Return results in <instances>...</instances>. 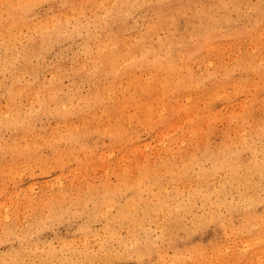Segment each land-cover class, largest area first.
Here are the masks:
<instances>
[{"label":"bare ground","instance_id":"1","mask_svg":"<svg viewBox=\"0 0 264 264\" xmlns=\"http://www.w3.org/2000/svg\"><path fill=\"white\" fill-rule=\"evenodd\" d=\"M261 18H264V0H0V98L5 100V104L2 103L5 107L0 103V264H61L62 259L67 264L72 253L77 260L68 264H79L85 252H89L84 256L88 262L98 264L111 257L113 261V257L118 255L124 258L123 253L129 248L130 255L133 253L137 262L147 255L154 264L150 257L154 247L150 246V227H147L150 220L145 221L142 238L136 236L134 227L142 224L144 218H149L147 215L159 218L156 226L161 227L157 228L160 232L153 231L158 233L157 240L161 244H171L172 237H178V227L183 228V235L187 234L188 238L192 225L198 230L213 223L223 229V233L229 230L231 232L227 234L236 236L235 231L240 224L233 220L240 219L235 214L241 216L242 222L249 219L251 223V218H257L258 222L260 215L255 210L257 203L262 201L260 195L264 193L257 191L264 187V161H259L256 148L258 146L260 152L264 151V121L249 122L252 116L247 115L245 106L251 108L253 92L255 95L258 90L264 92V19ZM247 21L251 27L243 34L241 27ZM224 39L239 41L224 43ZM255 40L259 46L253 45L257 43ZM245 42L255 48L243 51ZM228 44H232L235 51L226 60ZM240 96H246L247 102H241L244 104L242 108L238 102L243 111L237 112L233 104ZM33 102L38 109L36 112L33 111ZM217 106L226 110L228 121L221 130V137L216 140L211 135L219 111ZM252 115L254 117V113ZM42 117L53 120L54 125L39 121L37 132L31 125ZM204 123L209 124L205 129L201 128ZM139 127L163 138L171 149L172 141L175 145L176 141L179 142L180 146H176L183 149L175 146L178 150H167L156 161L155 157L151 159L145 152L142 154V147L132 163V168L141 177H138V182L132 178L133 183L136 182L134 185L143 183L147 187H134V194L122 195V187L118 190L120 185H116L117 188L113 186L122 175L117 181L113 175L115 181L111 185L102 181L106 186L100 188V192L85 187L84 192L76 190L72 196L61 189L60 182L41 197L34 196L33 191L28 193V189L31 192L33 187L31 184L30 188L21 185L22 172L27 170L26 167L29 171L27 176H43L44 173L46 176L50 170L62 171L61 167L69 158L74 159L78 166L82 165L84 170L92 160L101 159L102 151L94 152L96 147L92 146L100 142V138H93L94 133L109 135L115 144L123 143H118L119 147L135 143L132 150L138 148L141 142L138 140L141 138ZM153 129L158 133L155 134ZM158 142L160 139L155 143ZM61 144H76L77 152L65 148V145L61 148ZM110 153H106L108 158ZM131 155L134 156L133 153ZM120 157L117 161L120 159L125 163L122 155ZM130 164L125 170L121 169L123 173L130 169ZM77 170L79 173L80 169ZM178 176H184L183 179L190 183H187L188 188L185 187V199L181 198V189L174 185ZM79 178L87 180L84 176ZM162 178L167 186L171 184L173 190L168 191L163 186ZM105 180L108 181L107 178ZM7 181L12 182L11 190L6 189ZM46 182L45 185L48 184ZM49 183L48 188L52 181ZM148 188L154 189L153 195L135 196L141 194V189L146 191ZM12 192L22 193L23 198L13 199ZM162 192L166 194L162 195ZM113 206L117 210L110 212L115 216L107 212ZM95 209L102 212L97 214L92 211ZM64 212L72 219L82 217L77 231L90 232L93 238L99 237L101 241L96 242L95 250L86 240L88 236L82 242L77 239L79 243L72 242L73 235L72 239L71 236L62 238L60 232L50 238L44 237L47 230H51L52 223H61V213ZM185 213L189 217L188 224H184L187 220ZM64 215L62 217L66 218ZM95 220L101 222L100 228H90ZM260 224L264 225V222ZM243 225L246 231L248 225ZM118 228L125 229L126 235L121 234V229L117 231ZM256 234L257 242L260 238L264 242V236L259 234L257 239ZM111 241L122 244L119 251L122 254L114 252L112 245L111 248L108 246ZM154 244L159 249L158 243ZM220 244H216L215 251L222 249L218 253L224 252L227 246L225 241H220ZM261 244L262 250L264 244ZM62 245L65 249H61ZM201 253L196 255L201 256ZM231 253L235 258L236 254ZM157 254L161 257V251ZM222 258L225 259L224 256ZM149 261L142 264H151ZM234 263L232 260L231 264Z\"/></svg>","mask_w":264,"mask_h":264},{"label":"rangeland","instance_id":"2","mask_svg":"<svg viewBox=\"0 0 264 264\" xmlns=\"http://www.w3.org/2000/svg\"><path fill=\"white\" fill-rule=\"evenodd\" d=\"M251 1H256V0H251ZM261 19H264V18H261ZM248 23H246V25L245 26H243V27H241V33H245L246 31H248V30H250V27H251V23H249V21H247ZM258 24V23H257ZM262 24H264V23H262ZM243 25V24H242ZM226 40H230L231 42H227ZM239 40L238 39H224V43H235V42H238ZM256 41V40H255ZM257 43H254L253 45H256V46H259V42L258 41H256ZM246 44H244L243 46H242V50L243 51H247V52H249V51H251V50H253L255 47L254 46H252V45H248V42H245ZM249 44H251V43H249ZM246 45H248V50H247V46ZM228 47H226V52H225V54H227L228 52V54H227V56L225 55V58H226V60L227 59H229V58H231L233 55H232V53H234V51H235V47H232V44L230 45V44H228L227 45ZM252 46V47H251ZM231 47V48H230ZM254 47V48H253ZM249 48H253V49H249ZM68 80L66 79L65 80V82H67ZM254 93V94H253ZM252 94H253V104H252V106H251V108L249 109L247 106H245V109H246V111H247V115L248 114H250L249 115V117H251L252 116V119L250 120L249 119V122L250 121H253L254 123L253 124H255V123H258V122H261V121H264V114H262V113H264V111H261V109L262 110H264V104H262V103H264V98H262L261 99V96L262 97H264V95H262V94H264V92H260L259 90H258V92L256 91V95H255V92H253ZM240 97H242V96H240ZM239 97V98H240ZM244 97V96H243ZM242 97V98H243ZM260 97V98H259ZM237 99V101L236 102H234L235 104H233V106H234V108H233V106H232V108L236 111L237 110V112L239 111H243V109H241L242 107H243V103H244V100H245V102H247L246 100V96L243 98V99ZM260 100H259V99ZM1 100H3V101H1ZM262 100V101H261ZM243 101V103H241ZM4 102V104H5V100H4V98L3 97H1L0 98V103H1V105H2V103ZM238 102L239 103H241L240 105H242L241 106V108L239 107L240 105L238 104ZM259 102V103H258ZM32 105H34L35 106V109H34V106H33V111H38V109H36V103H34L33 102V104ZM218 105H220V104H218ZM260 105L262 106V108L260 107ZM2 106H4L5 107V105H2ZM219 106H217V108H218ZM239 107V108H238ZM259 108L260 109V114H259V109H257V108ZM220 108L221 107H219L218 108V110L219 111H217L218 113H217V116H216V118H215V121H214V123H215V129H214V132L212 133V135H211V137L212 138H215L216 140L217 139H219L220 137H221V130H222V128L224 127V125L225 124H227V121H228V119H227V117L225 116L226 115V113H225V109L223 110V109H221L220 110ZM240 109V110H239ZM253 110V111H252ZM258 110V112H254V111H257ZM224 111V112H223ZM220 113V114H219ZM254 113V117H253V114ZM256 113H257V115H256ZM262 114V115H261ZM47 117V116H46ZM256 117V118H255ZM259 118V119H258ZM46 118L44 117H42V118H40L38 121H36L35 123H33L31 126H32V128L34 129V130H36L37 132H39L38 131V129L40 128V122H49L51 125L50 126H52V125H54V122H53V120H52V122H51V120H45ZM256 119V120H255ZM262 119V120H261ZM40 121V122H39ZM217 121V122H216ZM220 124V125H219ZM36 125V126H35ZM203 125V126H202ZM201 125V128H203V129H205L206 128V125H209V124H206V123H204V124H202ZM38 126V127H37ZM35 127H36V129H35ZM219 129V130H218ZM147 132H146V131ZM154 130V133L155 134H157L158 132H156L155 131V129H153ZM139 131H141L140 133L141 134H139ZM144 131V132H143ZM218 131V132H217ZM216 132V133H215ZM143 133V134H142ZM218 133V134H217ZM138 134H139V137H141V138H138V140H140L139 142L137 141L136 143H139L138 144V148H139V150H138V148H134L133 150H135V152H133V150H132V147L131 146H134L135 145V143H133V144H129V143H124L126 146L124 147V145H121V147H119L120 145L119 144H123V143H119V142H117V144H115V142H111L110 141V139L109 138H111L109 135H107V134H96V133H94L93 134V138H100L98 141H100V142H98V143H95V144H92V146L95 148L96 147V150L94 151V152H100V151H102L101 153H103V155H102V158L101 159H94V161L92 160V162H91V166L90 165H88V166H84V168H86L85 170L84 169H82L83 168V166L82 165H79L78 166V163L74 160V159H72V158H69V161H67V163L65 164V166H62L61 167V170L62 171H59V169L58 170H50L48 173H50V174H48L47 172V174H46V176H45V173L43 174V176H42V174H40L39 176L38 175H36V176H27V173H29V171H28V167H26V169L27 170H24L23 172H22V177H24V178H22V180H21V185L22 186H25V185H28V188H30V184L33 186L32 187V189H31V192H29L30 190L28 189V193H30V194H32V191H33V195L34 196H38V197H41V196H43V195H46V193L47 192H51L52 190H53V188H55V186L56 185H58V183L60 182V183H62L61 184V189H64V190H66V192L68 193V195L69 196H72L71 194H74L75 195V191L77 190V192L79 193V191H80V193L81 192H84L86 189H85V187H87V188H93L94 190H96V191H98V192H100L101 190H100V188H102V187H104V186H106V185H111V182H114L115 181V179H114V176H116L115 178H116V181H117V179L119 178V175H122V177H121V179L119 178V181H117V182H114L115 184L113 185V186H115L116 187V185H120L119 187H118V190H119V188H121L120 189V193L122 194V195H128L129 193L130 194H134V192H135V189H136V187L137 186H142L143 188L145 187H147V186H143V185H145V184H143V183H137L136 185H134L136 182H134L133 183V178H134V181H139L138 180V177L140 176L141 177V175H139L138 176V174H140V173H137L133 168H132V163L134 164V160L133 159H137L138 158V154H139V151H141L143 148V151H142V154L145 152V154H148L149 155V157L151 158V159H153L154 157H155V159H156V161H158V160H160L159 158L161 157H163V155L165 154V152L167 151V150H169V152H175L174 150H176L180 145V143L179 142H177L176 141V145H179L178 147L175 145V141H172L171 142V144L170 145H172L173 147V149H171L170 147H168L169 145H167V143L168 142H165L164 140H163V138H158V136H155L154 134H151L150 132H149V130L148 129H146V128H144V127H139V130H138ZM145 134V135H144ZM149 134H151V135H149ZM230 134V136H232V132H230L229 133ZM102 135V136H101ZM144 135V136H143ZM104 136V137H103ZM143 136V137H142ZM149 136V137H148ZM155 136V137H154ZM150 137H152V139L150 138ZM216 137H218V138H216ZM106 138V139H105ZM149 139H151L150 141H149ZM160 139V143L158 142V143H155V142H157L158 140ZM108 140V141H107ZM148 141H149V143H148ZM106 142H108V144L106 143ZM162 142H163V144H162ZM107 145H109V146H107ZM119 143V144H118ZM153 143V144H152ZM173 143H174V145H173ZM105 144V145H104ZM140 144H141V146H140ZM142 144H144V145H142ZM157 144H158V146H157ZM65 144H61V148H62V146H64ZM72 145H74V144H70V145H65V148H71L72 150H75L76 152H77V150H76V144L74 145V146H72ZM95 145V146H94ZM119 145V146H118ZM130 145V146H129ZM162 145H163V147H162ZM99 146V147H98ZM177 147V148H174V147ZM106 147V148H105ZM113 148V150H111L112 148ZM115 147L118 149V151H119V153H118V151H117V149L115 150ZM134 147H136V145L134 146ZM143 147V148H142ZM145 147H147V149L145 148ZM159 147V148H158ZM160 147H161V149H160ZM110 148V149H109ZM162 148H164V149H162ZM100 149H103V150H100ZM155 149V150H154ZM161 151H160V150ZM179 150H181V149H183V147H181V148H178ZM177 149V150H178ZM257 150H258V154H259V161H264V157H262V156H264V151H262V152H260V150L258 149V146H257V148H256ZM107 150V151H106ZM157 150V152H155ZM110 151H111V153H110ZM117 151V152H116ZM123 151V154L121 153ZM151 151V152H150ZM158 151H160V152H158ZM106 153L108 154V153H110V156H109V158L107 157L108 155H106ZM121 153V154H120ZM133 153V155L134 156H132L131 154ZM155 153V154H154ZM157 153H158V155H157ZM112 154V155H111ZM122 155V161L123 162H125V163H122L121 162V160L120 159H118V161H117V158H121L120 157V155ZM260 154H261V156H260ZM117 155H119V156H117ZM131 155V156H130ZM125 156V157H124ZM157 156V157H156ZM104 157V158H103ZM116 157V158H115ZM135 157V158H134ZM261 157V158H260ZM125 158V159H124ZM51 160H52V157L50 158ZM101 160V162L99 163V161ZM103 160V161H102ZM126 160V161H125ZM105 161H108V162H110L109 164H108V162L106 163ZM69 162V163H68ZM75 162V163H74ZM77 163V164H76ZM99 163V164H98ZM103 163V164H102ZM106 163V164H105ZM118 163V164H117ZM131 163V164H130ZM71 164V165H70ZM73 164H76V165H73ZM99 165L98 167H96L97 165ZM108 164V165H107ZM115 164V166L113 167V165ZM126 164V165H125ZM129 164H130V169L128 168V169H126V173L124 172H122V170H125V167L127 168V166H129ZM106 165H107V167H106ZM72 166H73V168H72ZM78 166V167H77ZM82 166V167H81ZM95 168H97V169H94L93 167ZM118 168H117V167ZM122 166H124V167H122ZM99 167H101V168H99ZM107 168L106 170L104 169V168ZM113 167V168H112ZM80 169V171H79V173H78V170L77 169ZM89 168V169H88ZM123 168V169H122ZM91 169V170H90ZM94 169V170H93ZM102 169H104V171H102ZM118 169V171H116V170ZM122 169V170H121ZM64 170V171H63ZM73 170L75 171V172H73ZM82 170H84L86 173H84V171H82ZM93 170V171H92ZM100 170V171H99ZM112 172H111V171ZM131 170V171H130ZM57 171V172H56ZM69 171V172H68ZM82 171V172H81ZM100 172V173H98V172ZM116 171V172H115ZM27 172V173H26ZM63 172V173H62ZM68 172V173H67ZM72 173L71 175L69 174V173ZM102 172H103V174H102ZM105 172V173H104ZM110 172V173H109ZM114 172H115V174H114ZM119 174H118V173ZM129 172V173H128ZM131 172H132V174H134V175H132L131 174ZM3 173L6 175V172L5 171H3ZM76 173H78V174H76ZM82 175H81V174ZM84 173V174H83ZM108 173V177L106 176V174ZM112 173V174H111ZM62 174V175H61ZM76 174V175H75ZM80 174V175H79ZM85 174H86V176H85ZM92 174V175H91ZM98 174V175H97ZM111 174V175H110ZM117 174H118V176H117ZM129 174V175H128ZM131 174V175H130ZM29 175V174H28ZM57 175H58V177H57ZM61 177H60V176ZM66 175V176H65ZM101 175V176H100ZM114 175V176H113ZM128 175V176H127ZM137 176V177H134V176ZM45 176V177H44ZM48 176H49V178H48ZM51 176V177H50ZM80 176H84V177H86L85 179H87V180H84V178H79ZM100 176V177H99ZM132 176H133V178H132ZM34 177V178H33ZM43 179V178H46V180L45 179H43L44 180V182H43V180H41V178ZM66 177V178H65ZM77 177V178H76ZM88 177V178H87ZM126 177V178H125ZM182 177V178H181ZM36 178H38V179H36ZM51 178V179H50ZM55 178V179H54ZM74 178H76V179H74ZM107 178L108 179V181L107 180H105V179ZM129 178H132V179H129ZM183 178H185L184 176H178L175 180V182H174V185H177L178 187H179V189H181V198L182 199H185L186 197H187V191H186V188H188V186L190 185V183H188L189 181H187V180H185V179H183ZM29 179V180H28ZM50 179V180H49ZM54 179V180H53ZM57 179V180H56ZM61 180V181H58V180ZM73 179L74 180H77V181H73ZM80 179V180H79ZM135 179H137V180H135ZM163 179L164 178H162L161 179V183H163V186L164 187H166V189L168 190V191H170V189L171 190H173V187L172 186H170L171 184L169 183L168 184V186H167V183H166V181L164 180L163 181ZM178 179L180 180H182L183 181V184L182 183H180V182H182V181H178ZM31 180V181H30ZM38 182H37V181ZM63 180V181H62ZM70 180V181H69ZM45 181H47L46 183H48V184H46L45 185ZM52 181V185H51V187L50 188H48L49 186H50V183L49 182H51ZM56 181V184H54V182ZM68 181V182H67ZM92 182V183H90L89 184V182ZM102 181H105V183H106V185H104L105 183L103 182V183H101ZM107 181V182H106ZM122 181V182H121ZM131 181V182H130ZM26 182V183H25ZM28 182V183H27ZM67 182V183H66ZM73 182H74V184H73ZM95 182H97V183H99V184H95ZM121 182V183H120ZM127 182V183H126ZM186 182V183H185ZM23 183V184H22ZM34 183V184H33ZM39 183V184H38ZM63 183H65V184H63ZM77 183V184H76ZM79 183V184H78ZM130 183V184H129ZM149 183V182H148ZM152 182H150L149 184H151ZM189 185H188V184ZM70 184V185H69ZM124 184H128V188L127 187H123L122 185H124ZM141 184V185H140ZM181 184V185H180ZM8 185H9V187H8ZM34 185H36V186H34ZM60 185V184H59ZM67 185V186H66ZM85 185H87V186H85ZM90 187H89V186ZM129 185H130V188H129ZM133 185V186H132ZM12 182H11V184L7 181V183H6V189H9V190H11L12 189ZM78 186V187H77ZM125 186V185H124ZM151 186H155V185H152L151 184ZM158 186V185H157ZM181 186V187H180ZM187 186V187H186ZM196 186V185H195ZM45 187V188H44ZM134 187H135V189H134ZM172 187V188H171ZM186 187V188H185ZM117 188V187H116ZM261 188V189H260ZM262 188H264V187H259L258 188V190L257 191H259V194H261L262 192H264V189H262ZM35 189V190H34ZM37 189V190H36ZM80 189V190H79ZM83 189H84V191H83ZM124 189V190H123ZM126 189H128L127 190V192L125 193V191H126ZM130 189V190H129ZM134 189V190H133ZM185 189V190H184ZM122 190L124 191L123 193H122ZM141 190H143V191H141V194H137V195H135L136 197H141L142 198V196H143V194H144V196L143 197H147V196H150V195H153L154 194V189L152 188V189H149L148 188V190H144V189H141ZM186 193V194H184V192ZM148 191V192H147ZM17 192V191H16ZM16 192H12V198L13 199H22L23 198V195H22V193H20V192H18V193H16ZM72 192V193H71ZM143 192V193H142ZM40 195H39V194ZM146 193H148L147 195H146ZM153 193V194H152ZM15 194H17V195H15ZM166 193H163L162 192V195H165ZM73 195V196H74ZM184 195H186V197H184ZM16 196V197H15ZM261 196V198H262V201H264V193H262V195H260ZM260 202V203H257V206H256V212L260 215V217L258 218V222H257V218L255 219V220H253L252 218L250 219L251 220V223L249 222V219L248 220H245V221H243L242 222V218H241V216H238L237 214H235V217L236 218H239L240 220H233V222L234 223H236V222H238L237 224L239 225V227H237V231H235L234 233L236 234V236H234V234H232L233 235V237L231 236V234H227V232H231V231H229V230H227V232H225V233H223V229H221V228H219L218 227V225L217 224H213V223H211V224H207L205 227H203V228H201V229H196L195 227H194V225H192L193 227H192V230H191V234H189L188 235V238L186 237L187 236V234H186V236L185 235H183L184 233V230H183V228L181 227V228H176V229H178V230H176L177 232H176V235L178 236V237H172L173 238V240H172V243L171 244H169V243H167V242H164V244L166 245V246H164V244H161V242L159 241V240H157V235H158V233H154V231H156V232H160V230H157V228L158 229H160L161 227L160 226H156V223H158V220H159V218H155L154 216L155 215H147L149 218H147V219H143L142 221H141V223L142 224H137V225H139V227L137 226V225H135L134 227H135V233H136V236L138 237V238H142L143 237V232L145 231L144 230V228L146 227V222H147V220H150V222H148L149 223V225L147 224V227H150V231H149V234H150V240H149V242H152V244H154V243H158V245H159V249H157V247L155 246V244L154 245H152L151 243V248H153V253H151V256L150 257H152L151 259H153V263L154 264H168V263H170V264H226V262H228L229 260H230V258L233 260V263L235 262V261H237V263L235 262L234 264H244L246 261L247 262H249V263H247L246 262V264H264V248H262V250L260 249L262 246H260V244L262 243V244H264V242H262L261 240V238H260V241L259 242H257V240H256V236L254 235V234H256L257 236L259 235V234H261V237L262 236H264V233H262V232H264V225H262V224H260L261 222H264V202ZM199 204V203H198ZM139 205H140V203H139ZM141 205H142V203H141ZM139 208H140V206H139ZM195 208H199V207H195ZM258 209V210H257ZM114 212H113V211ZM117 210V208H115V206H113L112 207V209H111V207L110 208H108V210H107V212H109V213H111V212H113V213H115V211ZM93 212H96L97 214H100L101 212H100V209H95V210H92ZM104 211H106V210H104ZM111 211V212H110ZM200 211V209L199 210H197V212H199ZM227 211V210H226ZM99 212V213H98ZM113 213H111V215L113 214ZM65 214V215H64ZM117 214V213H116ZM262 214V215H261ZM61 215L63 216L64 215V217H66V218H63L62 216H61V223H59V224H56L57 222H54V223H52L53 224V226H51L50 225V227H51V230L49 229V230H47V232L45 233V238H50L49 236H51L52 234H60V233H62L61 234V237L62 238H69L70 236H71V239H72V235H73V239H72V242H77V243H79V241L78 240H80V242H82V241H84L83 239L85 238V236H88V237H86V240L88 241V243L89 244H92L93 246H94V250H95V247H96V245H97V243H99V241H101V240H99V237H95V238H93L92 236V234L90 233V232H88L87 234L86 233H84V232H82V231H80L81 232V234H80V232L79 231H77V224L79 225L80 223H82V217H80L79 216V218L78 217H73V219H72V217H69L68 216V214L67 213H61ZM185 216H187V220L185 221V223L184 224H188L190 221H189V217H188V215H186V213L184 214ZM113 216H115L114 214H113ZM71 218V219H70ZM76 218H78V219H76ZM63 219V220H62ZM154 219H156V220H154ZM79 220V221H78ZM253 220V221H252ZM146 221V222H145ZM188 221V222H187ZM236 221V222H235ZM248 221V222H247ZM143 222H145L144 224H143ZM187 222V223H186ZM242 222V223H241ZM256 222V223H255ZM150 223H153L152 225L150 224ZM154 223H155V225H154ZM258 224V225H255V224ZM64 224V225H63ZM95 224V225H94ZM242 224V225H241ZM243 224H246V225H248L247 227H246V231H244L245 230V226L243 225ZM60 226V227H55V226ZM70 225H72V226H70ZM75 225V226H74ZM250 225V226H249ZM64 226V227H63ZM69 226V227H68ZM93 226V227H92ZM253 226H255L254 228H252ZM262 226V227H261ZM101 227V222L100 221H98V220H95V221H93L92 223H91V225H90V228H94V229H97V228H100ZM119 227V226H118ZM138 227V228H137ZM141 227V228H140ZM250 227V228H249ZM71 228V229H70ZM143 228V229H142ZM152 228V229H151ZM252 228V229H251ZM120 229L121 228H118V230L117 231H119L120 232ZM195 229V230H194ZM137 230H139L138 232L139 233H137ZM154 230V231H153ZM180 230V231H179ZM182 230H183V232H182ZM258 230V231H257ZM62 231V232H61ZM123 231V232H122ZM141 231H143V232H141ZM153 231V232H152ZM241 231V232H240ZM60 232V233H59ZM78 232V233H77ZM244 232V233H243ZM254 232H256V233H254ZM125 233V235H126V232H125V229H121V234H124ZM178 233V234H177ZM69 234V235H68ZM82 234H84L83 236H82ZM156 236H155V235ZM205 234V235H204ZM244 234V235H243ZM245 234H248V235H245ZM249 234H251L252 236H249ZM75 235V236H74ZM80 235V236H79ZM91 235V236H90ZM139 235V236H138ZM197 235V236H196ZM241 235L243 236V238H241ZM48 236V237H47ZM81 236H82V240H81ZM89 236L91 237V238H89ZM154 236H155V239H154ZM183 236V237H182ZM203 236V237H202ZM224 236V237H223ZM239 238H238V237ZM253 236H255V237H253ZM182 237V238H181ZM245 237H248V240H247V238L245 239ZM252 238V240L250 241V238ZM96 238H98V240L96 241V240H94V239H96ZM152 238V239H151ZM238 238V239H237ZM76 239V240H75ZM78 239V240H77ZM227 239V240H226ZM235 239V240H234ZM244 241H243V240ZM256 241H255V240ZM257 239H259V236L257 237ZM95 241V242H94ZM154 241V242H153ZM220 241H225V245H227L226 246V249H228L229 248V250H227L228 252H226V249L224 250V252H221V253H223V255H221V253H218V251L220 252V251H222V249L220 250V249H217V251H215L216 250V244H220ZM232 241V244L230 243ZM245 241H247L246 243H248L247 245L244 243ZM254 241V242H253ZM97 242V243H96ZM115 242H117V241H111L110 243H109V245L108 246H110V248L113 246V249H114V252H116V251H120V247L122 246V244H118V242L117 243H115ZM178 242V243H177ZM219 242V243H218ZM249 242H250V246L248 247V245H249ZM115 244V246L113 245V244ZM160 243V244H159ZM229 243V244H228ZM238 243V244H237ZM253 243V244H252ZM231 244V245H230ZM251 244L253 245L252 247H251ZM261 244V245H262ZM112 245V246H111ZM168 245V246H167ZM225 245H224V247H225ZM163 246V247H162ZM210 246H211V249H210ZM220 246V248H222L223 246H221V244L219 245ZM231 246H232V248L233 247H237L236 249L235 248H231ZM238 246H241V248L240 247H238ZM245 246H247L246 248H244ZM257 248H256V247ZM165 247H167V248H165ZM169 247V248H168ZM117 248H118V250H117ZM205 249V250H203V249ZM240 248V249H239ZM61 249H65V246L64 245H62L61 246ZM112 249V250H113ZM157 249V250H156ZM167 249V250H166ZM199 249H202V250H199ZM230 249H232V251L234 252V255L236 254L237 256H240V257H237L236 255H235V258H234V256H233V254L231 253L232 251L230 250ZM239 249V250H238ZM251 249V250H250ZM254 249V251H252ZM111 250V251H112ZM161 251V257H159L158 256V254H157V252H159V251ZM188 250V253L190 254H188L187 252H185V251H187ZM192 252H191V251ZM194 250H196V251H194ZM235 250V251H234ZM241 250H243L242 251V253H240L241 252ZM244 250H245V253H244ZM131 251V249L129 248L128 249V252L127 251H125V253H123V254H125V256H126V254L128 255L127 257L128 258H126L125 256H124V258H122V257H120V255H118V257L117 256H115V257H113V258H115V259H113V261H112V257L110 258V260H106L108 263L107 264H142L144 261H149L150 260V258L149 257H146L147 255H143V258H141V262L140 261H138L137 262V259L135 258V255L132 253L131 255H132V257H131V255H130V252ZM167 252V253H165V252ZM169 251V252H168ZM198 251V252H197ZM203 251V252H202ZM207 251H209L208 253H210L211 255H208V253H207ZM252 251V252H251ZM163 252V253H162ZM174 252V253H173ZM182 252V253H181ZM183 252H185V253H183ZM201 253V256H198V255H200V253ZM213 252H215L214 254H218V255H216L215 257H213L212 255H214L213 254ZM217 252V253H216ZM251 252V253H250ZM86 253H89V252H85V253H83V258H82V260H81V262L79 263V264H91L90 262H88L89 260L87 259V258H84V256H85V254ZM91 253H94L95 255H96V253L95 252H91ZM110 253H112V252H110ZM180 253V254H179ZM231 253V254H230ZM242 254V255H240V254ZM244 253V254H243ZM247 253H250V254H247ZM119 254H122V253H120L119 252ZM153 254H155V255H153ZM167 254H168V258H167ZM178 254V255H177ZM196 254H198V255H196ZM206 254V255H205ZM228 254V255H227ZM72 255H74L73 253L70 255V258H68V260H67V264L69 263V262H71V261H75V260H77V257H75V256H72ZM108 255H110V254H107L106 256H108ZM133 255H134V257H133ZM163 255H164V257H163ZM166 255V256H165ZM181 256V255H183L182 257H178V256ZM189 255V256H188ZM204 255V256H203ZM208 255V256H207ZM225 255H227V256H225ZM251 255V256H250ZM254 255L256 256V257H254ZM72 256V257H71ZM121 256H123V255H121ZM184 256H185V258H184ZM191 256H192V258H191ZM206 256V257H205ZM210 256V257H209ZM211 256H212V258H211ZM218 256H219V258H218ZM225 257V259L224 258H222V257ZM248 256H250L251 258H250V260H249V257ZM117 257V258H116ZM178 258L177 260H176V262H175V258ZM199 257V258H198ZM209 257V258H208ZM262 259V260H260V258ZM73 258V259H72ZM130 258V259H129ZM209 259L208 261L210 262H206V259ZM225 260L226 262H224L223 260ZM244 258H245V262H243V260H244ZM255 258V259H254ZM256 258H257V260H256ZM145 259V260H144ZM179 259H181L182 261H179ZM211 259H214V260H211ZM249 261H248V260ZM87 260V261H86ZM203 260V261H202ZM220 260V261H219ZM232 260H230L229 261V263L228 264H231L232 263ZM251 260H252V262H251ZM63 261V259L61 260V264H65L66 262L64 261V262H62ZM85 261V262H84ZM106 261L105 262H99L98 264H106ZM114 261H115V263H114ZM174 261V262H173ZM195 261V262H194ZM201 261V262H200ZM204 261H205V263H204ZM213 261V262H212ZM218 261V262H217ZM257 261V262H256ZM261 261V262H260ZM122 262V263H121ZM150 262V261H149ZM156 262V263H155ZM168 262V263H167ZM216 262V263H215ZM222 262V263H221ZM151 263V262H150ZM94 264H96V263H94ZM152 264V263H151Z\"/></svg>","mask_w":264,"mask_h":264}]
</instances>
